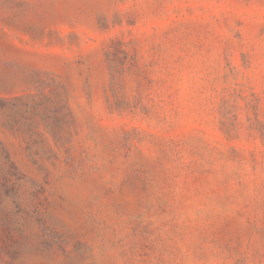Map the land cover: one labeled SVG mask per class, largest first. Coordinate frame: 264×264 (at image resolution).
I'll use <instances>...</instances> for the list:
<instances>
[{
    "label": "rangeland",
    "instance_id": "1",
    "mask_svg": "<svg viewBox=\"0 0 264 264\" xmlns=\"http://www.w3.org/2000/svg\"><path fill=\"white\" fill-rule=\"evenodd\" d=\"M0 264H264V0H0Z\"/></svg>",
    "mask_w": 264,
    "mask_h": 264
}]
</instances>
